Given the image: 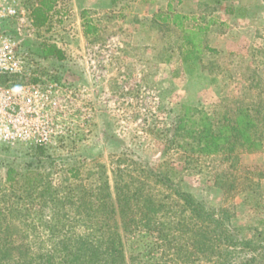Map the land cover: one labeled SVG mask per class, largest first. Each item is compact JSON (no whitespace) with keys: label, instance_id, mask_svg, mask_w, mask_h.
Returning a JSON list of instances; mask_svg holds the SVG:
<instances>
[{"label":"rangeland","instance_id":"374dc122","mask_svg":"<svg viewBox=\"0 0 264 264\" xmlns=\"http://www.w3.org/2000/svg\"><path fill=\"white\" fill-rule=\"evenodd\" d=\"M213 1L182 0L178 5L180 13L197 10L187 25L208 23L202 34L208 50L193 61H182L177 28L158 22L149 25L146 20L156 6L163 8L161 14L168 13L167 3L175 5V0L144 2L139 6L145 9L143 18L135 29L124 26L128 14L101 17L105 26L98 36L119 33L125 42L113 59L116 115L99 108L86 134L54 151L61 156L71 149L82 153L63 162L77 165V175L65 169L22 172L18 182L9 186L0 165V211L4 214L0 242L12 240L0 248H26L34 257L75 244L89 231L70 220L61 226L62 233H52L50 207L32 202L33 184H23L33 176H37L36 190L52 181L59 196L67 193L66 187L90 189L105 183L110 188L104 191L112 192L116 182H129L128 175L136 185L144 178L150 188L139 200L163 201L167 209L146 216L136 212V223L130 224L129 231L118 221L116 232L127 264H211L215 260L211 254L190 255L193 249L184 244L180 228L175 229L182 218L177 208L181 200L155 174L169 175L176 187L191 193L208 210H224V223L240 229L241 236L264 240V0H223L217 7ZM71 2L57 0L56 5ZM230 8L233 12L227 11ZM77 19L73 8L64 21L65 42L58 38V29L51 41L75 51ZM77 68L70 64L74 78ZM110 198L116 195L111 193ZM186 221L187 227L182 223L181 227L190 232L191 222ZM169 226L173 228L168 230ZM109 230L113 233L114 228ZM68 236L70 243L64 240ZM99 236L97 231L94 238ZM239 251L243 257L248 250Z\"/></svg>","mask_w":264,"mask_h":264},{"label":"trees","instance_id":"16d2710c","mask_svg":"<svg viewBox=\"0 0 264 264\" xmlns=\"http://www.w3.org/2000/svg\"><path fill=\"white\" fill-rule=\"evenodd\" d=\"M110 1L113 3L116 0ZM222 1L214 0L212 6H219ZM56 4L57 0H29L30 14L38 31L32 39L26 41V45L37 65L38 72L53 80L67 81L74 79L73 73L70 71V64L76 66L79 62L76 54L74 55L67 48L51 41L52 35L49 33L53 26L56 30L58 29V38L62 42H65L64 37L67 32L64 27L66 13ZM208 5L206 3V6ZM227 11L233 12V9L230 8ZM81 17L83 35L86 37L96 36L98 28L93 19L87 12H82ZM157 19L161 23H167L169 27L172 26L179 30L182 61L198 59L204 49L208 50V47L203 45L202 37L207 26L187 25V17L180 13L171 14L170 6L168 13L163 16L159 14ZM31 80L35 81L37 78ZM16 148L23 150L16 151L15 148L0 143V165L4 168V181L8 182L9 186L18 182L17 178L22 172L30 174L65 169L77 175V171H79V167L75 164H64L66 161L64 159L72 160L82 154L75 149H71L61 156V154L57 155L56 152L45 147ZM155 175L158 182L173 187L174 193L181 200V204L177 208L180 214L182 213V218L175 225V229L180 228L184 244L193 249V254L190 255L200 258L205 255L208 257L211 254L215 258L211 264H264L263 239H255L254 236L252 238L241 236L240 229L230 228L224 223L222 216L225 214L224 210H219L218 213L208 210L206 204L196 200L191 193L176 187L178 185L170 181L169 175L164 177ZM128 177L129 182H116L112 192L104 191L110 186L102 183L90 189H84L82 186L81 188L66 187L67 193L60 196L53 189L52 181H46L40 189L36 190L34 183L37 176L26 177L23 184L26 187L33 184L34 188L31 193L35 196L31 201L37 204H48L50 207L52 224H49V230H52V233H62L61 226L65 221L70 220L84 224L86 230L89 231L75 244H65L60 250L54 248L51 251L35 254L34 257L28 255L29 250L26 248L12 246L7 249L0 248V264H127L124 251L119 245L121 243L120 234L116 232L118 221H120L119 226L123 225L129 231L131 230L130 224L136 223L133 218L136 212L146 216L162 211L163 207L167 209V205L163 201L157 203L150 199L140 201L139 197L144 194L145 188L150 187L145 184L144 178L137 181L138 185H136L135 178L130 175ZM2 192H4L3 189ZM111 193L116 195L115 199L110 198ZM19 201L23 205V200ZM3 219L4 214L0 211V221ZM186 219L191 222L190 232H187ZM181 223L186 227L182 228ZM112 228H114L113 233L109 230ZM171 228L173 227L169 226L168 230ZM97 231L100 236L94 238ZM105 234H108V237ZM185 234L188 236L184 237ZM64 240L68 243L72 242L69 236ZM11 241L9 237L4 238L0 245H7ZM239 247L242 250H248L243 254V257H240L239 250L241 248L239 249ZM13 252H16V258Z\"/></svg>","mask_w":264,"mask_h":264},{"label":"built area","instance_id":"2783aa9c","mask_svg":"<svg viewBox=\"0 0 264 264\" xmlns=\"http://www.w3.org/2000/svg\"><path fill=\"white\" fill-rule=\"evenodd\" d=\"M37 31L29 0H0V143L59 152L68 140L89 131L94 96L99 95L108 113L116 115L117 98L106 86L107 66H113L121 45L109 40L103 45L85 44L82 60L93 86H84L80 93L74 83L53 80L37 71L26 45ZM55 31L53 26L49 34Z\"/></svg>","mask_w":264,"mask_h":264},{"label":"crops","instance_id":"0c3cea01","mask_svg":"<svg viewBox=\"0 0 264 264\" xmlns=\"http://www.w3.org/2000/svg\"><path fill=\"white\" fill-rule=\"evenodd\" d=\"M146 1L147 0H116L115 2L112 3L110 0H72L73 3L71 2L70 5H66V4L60 5V8H62V10L66 13L65 18H64L65 22H67V14L71 13V11H73V8L76 11V13H78V19L76 20L77 21L76 28H78V31L76 33V36H77L76 40L74 39L76 42H78V45H77V48L75 51H73L72 49H68L69 51L71 50V52L74 55L75 54L77 55L78 62H79L77 65L78 66V68H77L78 69V75L74 79H68L67 82L68 83H74L75 85H77L80 93L81 92L83 93V89H84L83 87L84 86L86 88V86H88L89 84L92 85V80L90 79L89 75H87V73L85 71L86 66L84 64V61L82 60V57L85 54V44L86 43H96V44L103 45L104 43H106L109 40V41H113L115 43L118 42V43H120V45H122V47H124V43H125L124 39L122 38V36L119 33H114L111 35H105V36H101V37L98 36L99 32H101L100 29L105 26L104 22H102L100 20L101 17H110L112 14H115L113 16L116 19V16H117V18H120L121 14H128L127 17L123 18L124 19L123 22L128 23V24H125L124 26H125V28H128L127 26H130L131 29L132 28L135 29L137 27V23L140 24L139 21L143 18L142 17L143 13L141 11L145 10L139 6L143 5L144 2H146ZM175 2H176L175 5H177V6L172 5L170 2L167 3L166 10L170 6L171 14L181 12L180 10H178V7H179L178 5L181 4L182 0H175ZM82 12H87V14L95 22V24L98 28L96 36L86 37L83 35V33H82V17H81ZM160 12H163V8L160 6H156L153 13L151 15H149V17L146 19V20H148L149 25H151L153 22L161 23L157 19L159 17V14L163 16V14H161ZM196 13H197V10L195 9L192 13H186L184 11L183 13H180V14L185 15L187 17V20H192V18L196 17V15H195ZM122 17H124V15ZM210 18H213V17H210ZM200 26H208V23L206 25H200ZM133 32L135 33V31H133ZM74 40H72V41L74 42ZM203 45L205 47L206 46L208 47V44L205 43V39H203ZM205 50H207V49H204L203 52ZM113 66H115V65H113ZM113 66L110 64H109V66H107V68H109V71H110V78L108 79L106 84L108 86L109 91L112 94H116L117 88H116V86H114V83H115L114 78L116 79V73H115V69L113 68ZM111 79H112V81H111ZM96 85H97V83H96ZM99 88H101V86ZM81 96H83V94ZM92 105L95 108V111H94V121H95L96 116L98 115V112H99L98 109L105 107V106L103 105L102 100L100 99L99 95H96L93 97Z\"/></svg>","mask_w":264,"mask_h":264}]
</instances>
